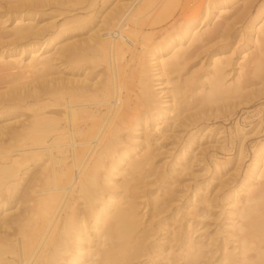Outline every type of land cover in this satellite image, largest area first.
I'll return each mask as SVG.
<instances>
[{
  "label": "bare ground",
  "instance_id": "bare-ground-1",
  "mask_svg": "<svg viewBox=\"0 0 264 264\" xmlns=\"http://www.w3.org/2000/svg\"><path fill=\"white\" fill-rule=\"evenodd\" d=\"M223 2L214 16L206 10L202 18L188 24L180 34L173 30L165 35L164 47L154 44L141 55L135 53L134 45L117 29L121 21L117 13L105 16L100 24L95 23L93 28L88 29L89 35L85 39H74L71 44L61 45L52 54L48 50L37 55L35 47L40 42L42 32L36 26L24 24L25 20H34L36 13H19L14 20L17 24L13 30L5 35L0 34V62H4L7 55L10 58L15 55L13 53L16 50L6 51L7 47L12 49V44L31 40L27 47L32 58L22 67L31 68L37 74H49L55 70L64 75V70L70 71L67 77L56 80L57 86L54 85V88L47 84L40 95L35 94L36 89L23 94L17 90L0 93V109L38 105L31 121L21 125L20 130L14 129L7 135L2 130L11 126V123L0 127V134L8 136L0 142L20 143L16 146L17 155L10 166L7 163L0 164V188L5 185L1 177H15L17 166L23 164V158L31 165L38 160L44 161L42 172L38 177L35 176L36 188L42 190V183L46 181V188L52 189V197L56 200L53 202L52 197L48 200L43 193L45 189L39 195L37 192L40 189L24 194L17 192L14 185L0 189V264H16L14 257L17 256L21 264H157L156 258L159 257L168 264H202L209 252L213 258L220 253L215 264H264V190L257 194L250 190L242 206H238V197H232L233 211L230 215H234L237 222L231 225L232 233L228 237L233 244L231 250L224 240L222 247L206 252L209 244L196 242L192 238L198 230L194 228L191 233L187 232L190 226L188 222L184 225V234L173 231L166 235V239H155L158 234L155 233L158 231L156 225L161 227V223L154 224V218L169 207L170 201L166 199L155 198L150 204H144V209L151 206L147 221H143L144 214L141 215L139 211L138 200L143 197L138 193L141 191L139 186L144 179L147 180V176L153 175V171L147 172V166L152 165L156 155L150 144L151 138H148L149 133L157 135L156 139H152L156 144L164 134L176 128L178 120L187 110L185 99L188 98H178L180 92L190 90L191 94H202L200 104L206 105L234 99L243 90L240 79L235 80L234 84L227 81L230 74H227L226 69L231 65V57H210L208 67L211 66V69L204 70L203 74L200 73L203 64L201 71L187 69L205 52V44L214 41H211L212 35L218 34L215 37L217 39L219 33H224L228 28L225 26L229 23L225 18L227 4ZM210 14L213 19L216 18L212 28L207 24ZM81 24L77 17L65 19L59 26L61 37L84 29ZM103 25L110 26L112 32L106 28L104 32L108 31L109 34L106 32L101 38ZM257 33V41H264V21L257 28ZM119 35H123L121 39H118ZM9 38L11 41L5 42ZM169 51L172 55L163 59L162 55ZM240 59L245 61L246 55L241 53ZM22 60L11 59L8 65L21 66ZM55 62H58L59 67ZM239 65L242 69V64ZM186 70L188 77H177L181 86L172 82L171 75ZM164 85L173 87L163 93ZM161 94L164 96L160 97ZM53 96H57L53 98L56 104H51L50 98ZM164 97L168 101H163ZM28 101L36 102L29 104ZM49 106H61V118L46 117L43 110ZM149 122H152V128L147 131ZM64 125L69 128V137L63 131ZM75 134L81 136L80 142H75ZM142 134L145 136L144 145L139 144L143 151L137 150V141ZM54 147L62 159H72L74 171L68 168L63 174L56 170L50 174L46 172L48 164L56 159L51 154ZM101 169L107 172L100 179ZM119 174L124 179L117 184L115 176ZM257 176L258 179H264V156L250 167L240 188ZM74 177H78V181L71 185ZM28 187V190L33 189L31 185ZM118 190H121L120 194ZM2 192L6 193L5 197ZM116 194L119 195L118 199L115 198ZM21 199L30 204L22 216L18 214L14 220H9L7 206L11 201L19 204ZM77 200H82V204L78 205ZM60 209L62 213L58 211ZM55 210L57 219L51 220ZM194 215L196 218L206 217L202 213ZM11 224L14 227L12 230L18 235L9 231ZM15 224L17 228L13 226ZM10 232L14 233L11 235L13 238L19 237L11 238ZM164 240L165 245L160 246L158 243ZM172 241L181 242L178 254L173 250ZM64 254L69 255L64 258ZM25 255L28 256L26 259Z\"/></svg>",
  "mask_w": 264,
  "mask_h": 264
},
{
  "label": "rangeland",
  "instance_id": "rangeland-1",
  "mask_svg": "<svg viewBox=\"0 0 264 264\" xmlns=\"http://www.w3.org/2000/svg\"><path fill=\"white\" fill-rule=\"evenodd\" d=\"M224 1L227 4L226 10L228 11L225 14V18L227 22L231 23V25L227 23L225 26L226 28L228 26V28L224 33L222 32L226 37L219 33V38L216 39L218 32H216V36L214 33L211 37V41H214L209 42L210 44H205L208 48L205 46L203 48L205 51H203L204 55L202 54L198 58L199 60L193 61L187 69L201 71L203 67L200 72L203 74L204 70L208 71L211 69V66L208 67L210 57L215 55L231 57V65L226 69L227 74H230L227 81L234 84L235 80L240 79V84L243 83L241 85L243 90L234 99L213 104L205 103L206 105L203 104L204 106L200 104L202 94L197 92V94H191L190 90L181 91V95H178V98H181V96L182 98H188L185 99L187 110L183 117L180 118L181 120H178L179 125L177 124L175 129L164 134L165 136L161 137L162 139L160 138L156 144L153 140L154 137L155 139L157 138V135L149 133L148 138H151L150 144L156 155L153 162L151 161L152 165L150 167L148 165V171L147 169L146 171L148 173L153 171V175L147 176V180L144 179L142 181L143 184L139 186L141 191H138L141 194L140 196H143L140 201L138 200L140 203L139 211L141 215L144 214L143 221L148 220L150 215L148 212L151 210V206L144 209V204H150L155 198L170 201L168 203L169 207H166L165 212L154 218V224L161 223V227L156 225V231H158L155 233L158 234L155 235V239L157 238L159 241L166 239V235L173 231L178 234L183 232L184 234L186 232L184 225L188 222L190 226L187 232L191 233L194 228V230H198L192 238L196 242L203 241L206 245L209 244L208 248L205 249L206 252L222 247L224 240L227 241V248L232 249V240L228 237L232 233L231 225L237 222L234 220V215H230L233 211L232 197L234 199L238 197L237 200L240 202L238 206H242L244 197L250 190H254L256 194L264 190V179H258L259 175L254 180H249L247 185L243 188L241 187L242 189L240 188L247 171L264 156V41L260 43L257 41V28L264 21H262V18L264 19V0ZM222 3H224L223 0H14L12 3L11 0H0V34L5 35V33L13 30L17 24L14 20L19 13H36L37 16L34 20H25L24 24L36 26V29H40L42 32L39 37L40 42L35 47L37 55L48 50L52 54L61 45L71 44L74 39H85L89 35L87 33L88 29L93 28L95 23L102 21L105 16L117 13L121 18L117 29L120 30L119 32L122 31L128 42L134 45L135 53L141 55L143 51L153 47L154 44L164 47L166 42V40L164 41L165 35H169L173 30L174 33L180 34L188 24L197 22L202 18L206 10L214 16L216 9L222 6ZM208 8H210V12ZM227 13L229 14L226 17ZM3 16L5 17L3 18ZM72 17L79 18L82 22L81 25L85 28L61 37L59 33L60 24L65 19ZM90 21L91 23L87 24ZM215 21L216 18L213 19L210 14L209 18H207V24H210L209 27ZM106 28L109 30L110 26L109 28L102 26L104 30L101 32L103 33L101 38H104L106 32L108 33V31L104 32ZM109 31L111 33L112 29ZM122 36L119 35L118 39H121ZM6 40L5 42L8 43L11 38ZM30 41H20L12 44V49H7L10 46L6 48V51L14 49L16 52L13 53L15 55L12 58L6 54L4 62H0V93H13L17 90V92L23 94L31 89H36L37 92L35 94L40 95L47 84L53 85L52 87L54 88V85L57 86L56 80L60 77H67L70 72L64 70V75H62L54 70V72L49 74H37L31 68L22 67V65L29 63L32 58V55L28 52L30 49L27 47ZM1 42H3L2 39ZM21 45H23L22 48H20ZM16 46L17 49H15ZM241 53L246 55L245 61H241ZM171 55L172 53L169 51L162 57L166 59ZM11 59H23L21 66L8 65ZM240 63L243 66L242 69L239 65ZM55 64L59 67L58 62H55ZM202 64L203 66L201 67ZM65 71L68 72L66 73ZM188 75L189 73L186 70L170 77L173 83H179L177 81L178 76H182V79H185ZM179 86H181L180 83ZM172 87V85L163 87V93L167 92L168 89L170 90V88L172 89ZM163 96L164 94L160 95V97ZM56 97L50 98L52 100L51 104H56L53 101V98L56 99ZM163 101H168V99L164 97ZM34 102L36 101H28L29 104H34ZM32 106L31 108L23 106L20 108L0 109V127L6 123H11V126L2 131L8 135L12 130H20L21 125L31 121L32 115L38 109L37 104ZM43 111L46 117L59 118L63 108L61 106H49ZM151 124L152 122H149L147 131L152 128ZM159 124H161L160 121ZM64 127L63 131L65 130L66 137H69V128L65 125ZM7 135L0 134V141L1 139H7ZM144 138L145 136L142 134V137L137 141L138 144L140 142L144 145ZM74 140L75 142H80L81 136H76L75 134ZM4 142H0V164L7 163L6 165L10 166L13 158L15 159L17 155L15 151L18 150V147L16 146L20 145V143H14L16 141ZM23 148L26 149V147ZM54 148L53 151L51 150V154L52 158L55 157L57 160L55 159V162L48 164L46 172L50 174V172L53 173L56 170L63 174L68 171V168L73 170L72 159L70 157L62 159L61 155L57 153L58 150ZM19 150L21 149L19 148ZM137 150L143 151L144 149L139 144ZM58 156L61 158H58ZM43 163L44 161L38 160L31 165L30 162L26 161V158H23V164L19 165V167L17 166V175L15 177H1V182L5 185L3 184L4 186L0 189L4 190L9 185H14L19 193L24 194L26 191L31 190L37 192L40 188H36L35 180L39 173L42 172ZM105 171V169L100 170V179ZM35 176L37 177L35 178ZM115 177L117 184H120L124 179V176L120 174ZM77 181L78 177H74L71 185L76 184ZM29 185L34 190H28ZM42 185L44 188L40 189L41 191L39 190L37 195L41 194L45 189L43 193L50 200L52 189L46 188L48 185L46 181ZM118 191V194H120L121 190ZM2 193L3 197H5L6 193ZM118 194L115 196L116 199L119 198ZM201 198L203 199L201 200ZM21 200L19 204L11 201L7 206L8 217L10 216L9 220H14L18 214L22 216L21 214L26 211L24 209L30 203H25L23 199ZM52 201L56 202L53 197ZM82 202V200H77L78 205H81ZM58 211L63 212L61 209ZM55 213H57L56 210L52 213L51 220L53 218L54 220L57 219ZM196 213L197 215L206 214V217L203 219L196 218L194 215ZM13 226L17 228L16 224ZM10 227L9 231L12 228L14 229L12 224ZM6 233L9 232L7 231ZM10 233V237L13 238L11 235L14 233ZM15 235L18 234L15 232ZM18 237L16 236L13 239ZM165 241L158 244L160 246L162 244L165 245L163 243ZM180 243L172 241L171 244L177 254L179 253ZM211 254L210 252L206 253L202 264L217 263L216 260L220 253L217 254L216 258L211 257ZM68 255L64 254L63 257L66 258ZM24 257L26 259L28 256L25 255ZM14 260L16 264H21L19 261L21 260L20 257H14ZM156 263L168 264L166 261H162L160 257L156 258Z\"/></svg>",
  "mask_w": 264,
  "mask_h": 264
}]
</instances>
